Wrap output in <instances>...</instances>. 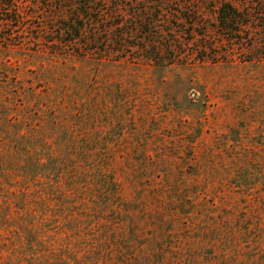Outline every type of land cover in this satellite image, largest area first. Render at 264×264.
Wrapping results in <instances>:
<instances>
[{
	"label": "rangeland",
	"instance_id": "obj_1",
	"mask_svg": "<svg viewBox=\"0 0 264 264\" xmlns=\"http://www.w3.org/2000/svg\"><path fill=\"white\" fill-rule=\"evenodd\" d=\"M16 3L0 264H264V0Z\"/></svg>",
	"mask_w": 264,
	"mask_h": 264
},
{
	"label": "trees",
	"instance_id": "obj_2",
	"mask_svg": "<svg viewBox=\"0 0 264 264\" xmlns=\"http://www.w3.org/2000/svg\"><path fill=\"white\" fill-rule=\"evenodd\" d=\"M16 1L17 0H0V32H2L4 28L11 27L12 29H18V31L24 33L23 30H25L28 27V25L26 24V16L20 11L19 5L16 3ZM237 15H238V10L236 9L235 6H233L229 2H225L219 7L218 18L219 21L223 23V27L224 25H226V23H228V21L234 22V20L236 19L235 16ZM84 20L85 19L83 18V16H81L80 13L71 14L69 19L64 20L65 23L57 24L58 26L57 33L61 34L62 37H64L65 34L70 37L67 40H64L63 38L61 39L54 38L50 40V42L61 43V44H65V43L78 44V41L84 35V32L87 35L86 28L78 24L79 21V23H81L82 25L84 23ZM63 24L65 26H62ZM19 36L21 35L19 34ZM2 38L8 39L7 36H0V39ZM25 41L26 38L23 37L21 40V45H23ZM9 45L16 47L19 44L10 43Z\"/></svg>",
	"mask_w": 264,
	"mask_h": 264
}]
</instances>
